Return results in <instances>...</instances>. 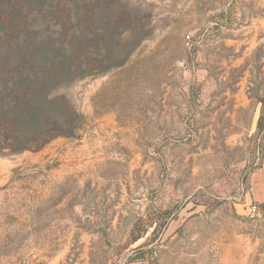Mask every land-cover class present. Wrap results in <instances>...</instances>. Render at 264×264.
<instances>
[{"label":"rangeland","instance_id":"obj_1","mask_svg":"<svg viewBox=\"0 0 264 264\" xmlns=\"http://www.w3.org/2000/svg\"><path fill=\"white\" fill-rule=\"evenodd\" d=\"M118 6L135 21L113 43ZM96 18L99 64L89 45L56 90L80 126L0 155V264H264V0H103Z\"/></svg>","mask_w":264,"mask_h":264},{"label":"trees","instance_id":"obj_2","mask_svg":"<svg viewBox=\"0 0 264 264\" xmlns=\"http://www.w3.org/2000/svg\"><path fill=\"white\" fill-rule=\"evenodd\" d=\"M102 1L0 0V155L5 150L37 152L80 126L82 116L68 94L56 90L85 76L84 51L99 45L96 11ZM60 12L72 20L76 35L62 31ZM40 19L57 23L56 38L46 35L48 28L43 34L36 29ZM133 20L124 8L114 7L104 27L106 39L117 43ZM94 56L90 63L97 65L99 49ZM261 103L264 108V98ZM257 129L259 134L264 132V114Z\"/></svg>","mask_w":264,"mask_h":264},{"label":"built area","instance_id":"obj_3","mask_svg":"<svg viewBox=\"0 0 264 264\" xmlns=\"http://www.w3.org/2000/svg\"><path fill=\"white\" fill-rule=\"evenodd\" d=\"M252 210L254 211V208H252Z\"/></svg>","mask_w":264,"mask_h":264}]
</instances>
